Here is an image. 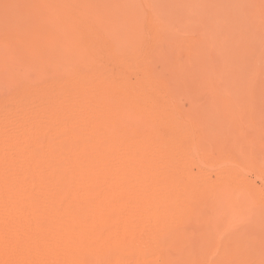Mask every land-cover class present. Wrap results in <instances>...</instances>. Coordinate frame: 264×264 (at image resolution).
<instances>
[{"label": "bare ground", "instance_id": "bare-ground-1", "mask_svg": "<svg viewBox=\"0 0 264 264\" xmlns=\"http://www.w3.org/2000/svg\"><path fill=\"white\" fill-rule=\"evenodd\" d=\"M90 26L82 20L77 29L92 38L98 30ZM80 45L68 52L51 40L19 54L40 75L0 101V132L10 130L0 139V264H203L212 241L206 195L216 185L188 168L196 166L192 146L179 153L175 139L188 131L169 118L171 141L148 153L147 137L119 116L143 112L139 102L151 97L131 80L116 84L106 71H89ZM244 191L256 194L249 185ZM146 228L151 244L135 235ZM218 251L209 264H233L239 254Z\"/></svg>", "mask_w": 264, "mask_h": 264}, {"label": "rangeland", "instance_id": "rangeland-1", "mask_svg": "<svg viewBox=\"0 0 264 264\" xmlns=\"http://www.w3.org/2000/svg\"><path fill=\"white\" fill-rule=\"evenodd\" d=\"M82 20L98 30L92 38L77 29ZM51 40L68 52L87 47L89 71H106L116 84L131 80L153 99L135 100L150 118L145 109L119 116L147 137L148 153L171 141V118L188 131L175 139L179 153L192 146L196 166L188 168L216 185L206 195L212 241L203 264L220 258V246L239 251L233 264H264V0H0L2 103L14 84L40 75L19 54ZM245 185L256 194H244ZM149 230L135 234L143 244L153 242Z\"/></svg>", "mask_w": 264, "mask_h": 264}]
</instances>
